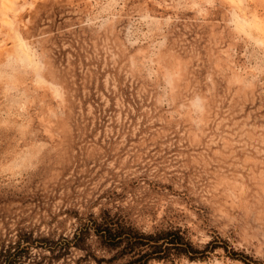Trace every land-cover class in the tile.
<instances>
[{"label": "rangeland", "instance_id": "1", "mask_svg": "<svg viewBox=\"0 0 264 264\" xmlns=\"http://www.w3.org/2000/svg\"><path fill=\"white\" fill-rule=\"evenodd\" d=\"M103 213L264 264V0H0V242L110 264Z\"/></svg>", "mask_w": 264, "mask_h": 264}, {"label": "trees", "instance_id": "2", "mask_svg": "<svg viewBox=\"0 0 264 264\" xmlns=\"http://www.w3.org/2000/svg\"><path fill=\"white\" fill-rule=\"evenodd\" d=\"M94 222L98 226L95 230L96 235L111 250L116 249V254L111 258L115 261L118 257L125 259V262L118 264H149L153 258H165L171 247H180L187 250L190 257L195 258L197 253L191 241L181 232H168L162 238L154 234L140 232L132 226H126L121 219H115L109 214L103 213L95 217ZM90 225H85L75 233L72 240L65 239L59 242L56 247L51 248L52 252H57L56 258L59 259L61 251H68L73 246H82V243L90 234ZM15 250L11 252V250ZM17 247L10 246L6 242H0V264H27V260L33 255L29 245L23 246L19 251ZM35 261V260H34ZM33 261V262H34ZM41 264L42 262H34ZM30 264V262L28 263Z\"/></svg>", "mask_w": 264, "mask_h": 264}]
</instances>
